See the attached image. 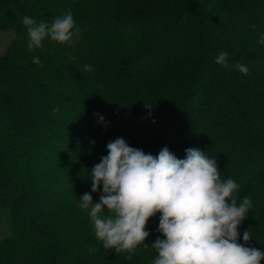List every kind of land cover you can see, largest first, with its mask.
Listing matches in <instances>:
<instances>
[{"label":"trees","instance_id":"obj_1","mask_svg":"<svg viewBox=\"0 0 264 264\" xmlns=\"http://www.w3.org/2000/svg\"><path fill=\"white\" fill-rule=\"evenodd\" d=\"M69 11L70 41L28 50L24 17L51 25ZM4 30L0 264H152L159 213L127 259L103 248L79 207L86 192L98 202L90 171L118 137L153 156L195 148L216 159L237 202L252 201L238 243L248 229L245 246L264 253V0H0Z\"/></svg>","mask_w":264,"mask_h":264},{"label":"clouds","instance_id":"obj_2","mask_svg":"<svg viewBox=\"0 0 264 264\" xmlns=\"http://www.w3.org/2000/svg\"><path fill=\"white\" fill-rule=\"evenodd\" d=\"M22 24L29 51L42 47L45 38L64 44L75 28L70 11L51 25L27 16ZM259 43L264 44V36ZM227 60V52H221L215 63L227 66ZM32 63L39 64V57H33ZM235 67L245 75L249 71L240 63ZM84 70L92 68L85 65ZM99 120L103 123L104 118ZM107 153L89 175L91 192L101 190L98 202L93 203L87 192L79 199V207L90 210L94 236L104 249L127 253L131 259L149 236V219L159 213L160 237L151 244L157 254L152 264H260L264 260V253L245 246L252 239L248 229L244 243H238L239 227L252 201L245 196L237 202L234 194L239 185L220 178L216 159L195 148L186 149L183 159L167 148L153 156L119 137L107 144Z\"/></svg>","mask_w":264,"mask_h":264},{"label":"rangeland","instance_id":"obj_3","mask_svg":"<svg viewBox=\"0 0 264 264\" xmlns=\"http://www.w3.org/2000/svg\"><path fill=\"white\" fill-rule=\"evenodd\" d=\"M13 39V33L10 30L0 31V56H2L7 49V46ZM9 232V224L4 216H0V239L5 237Z\"/></svg>","mask_w":264,"mask_h":264}]
</instances>
